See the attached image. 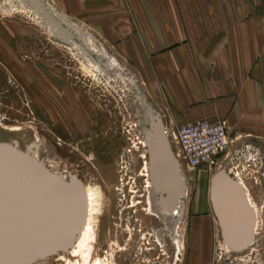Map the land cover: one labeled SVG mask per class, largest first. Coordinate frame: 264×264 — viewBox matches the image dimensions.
<instances>
[{
    "label": "rangeland",
    "instance_id": "rangeland-1",
    "mask_svg": "<svg viewBox=\"0 0 264 264\" xmlns=\"http://www.w3.org/2000/svg\"><path fill=\"white\" fill-rule=\"evenodd\" d=\"M158 116L145 84L98 35L74 28L49 0H0V142L97 191L77 248L37 264H190L193 224L211 212V183L225 168L188 167L176 124L162 117L187 184L183 209L165 210L146 143ZM214 218L203 244L211 261L223 237Z\"/></svg>",
    "mask_w": 264,
    "mask_h": 264
},
{
    "label": "crops",
    "instance_id": "crops-1",
    "mask_svg": "<svg viewBox=\"0 0 264 264\" xmlns=\"http://www.w3.org/2000/svg\"><path fill=\"white\" fill-rule=\"evenodd\" d=\"M49 1L74 28L104 41L172 125L227 123L235 141L218 165L243 183L264 223V166L252 170L255 182L234 158L250 145L264 162V0ZM215 214L212 205L193 224L197 253L190 264H212L203 244Z\"/></svg>",
    "mask_w": 264,
    "mask_h": 264
},
{
    "label": "water",
    "instance_id": "water-1",
    "mask_svg": "<svg viewBox=\"0 0 264 264\" xmlns=\"http://www.w3.org/2000/svg\"><path fill=\"white\" fill-rule=\"evenodd\" d=\"M159 130L148 154L161 186L159 203L172 211L186 185L162 127ZM157 146L161 154L155 153ZM211 197L225 241L237 251L247 248L256 217L243 186L223 169L212 180ZM84 207L79 182L67 180L18 145L0 142V264H37L40 255L65 251L79 230Z\"/></svg>",
    "mask_w": 264,
    "mask_h": 264
},
{
    "label": "built area",
    "instance_id": "built-area-1",
    "mask_svg": "<svg viewBox=\"0 0 264 264\" xmlns=\"http://www.w3.org/2000/svg\"><path fill=\"white\" fill-rule=\"evenodd\" d=\"M174 125V124H173ZM175 139L178 145V158L193 169H208L218 164V158L230 152L235 139L230 136L225 121L200 120L193 123L175 125ZM242 160L238 167L248 175L263 169L264 162L259 153L246 145L235 153ZM256 163L252 167V164ZM253 170V171H252ZM255 180L257 177L251 174ZM212 264H264V223L257 219L253 240L247 248L237 251L221 235L216 236Z\"/></svg>",
    "mask_w": 264,
    "mask_h": 264
},
{
    "label": "bare ground",
    "instance_id": "bare-ground-1",
    "mask_svg": "<svg viewBox=\"0 0 264 264\" xmlns=\"http://www.w3.org/2000/svg\"><path fill=\"white\" fill-rule=\"evenodd\" d=\"M159 118H158V120L157 121H155L154 123H153V126L150 128V129H148L147 130V132H146V143H147V146L149 145V148H150V144L152 143V142H155L156 141V138L158 137V134H159V127H162V129H163V135H164V137H165V139H166V141L168 142V144H169V146H170V148H171V150H172V153H173V155H174V151H173V146H172V143H171V141H170V137H169V132H168V129H167V127H166V125L163 123L164 121H163V119H162V116L160 115V116H158ZM155 153H158V154H161V150H160V148H159V146H157V151L155 152ZM33 155H35V154H33ZM36 156V155H35ZM36 157H38V156H36ZM176 161H177V163H178V165H179V169H180V171L182 170V166H181V163H180V161H178L177 159H176ZM52 170H53V168L51 167V166H49ZM154 167H156V165H154ZM152 168V167H151ZM152 175H153V173H152ZM181 175H182V171H181ZM183 176V175H182ZM154 178V177H153ZM156 181H157V179L156 178H154ZM182 179H183V177H182ZM184 181V180H183ZM152 182V181H151ZM158 182V181H157ZM186 181H184V183H185ZM239 182V181H238ZM159 183V182H158ZM240 183V182H239ZM241 184V183H240ZM79 185L81 186V189H82V192H83V197H84V202H85V207H84V212H83V216H82V222H81V225H86V221L88 220L87 218H86V216H88L87 214H88V212H89V208H90V206H91V204H93V202H94V200H95V193H97V191H94V190H90L89 188H87V187H85L81 182H79ZM185 185H186V187H187V184L185 183ZM242 186V185H241ZM159 187L161 188V186H160V184H159ZM244 188V187H243ZM244 191H245V189H244ZM95 192V193H94ZM245 194H246V198H247V202H248V204H249V206L251 207V209L253 210L254 208H253V206H252V201H251V199H250V197L248 196V194L246 193V191H245ZM185 195V194H184ZM183 195V196H184ZM186 198V197H185ZM152 201L153 200H151V203H152ZM184 202V200L182 201V204H180V205H177L178 207H176L175 209H173L174 211H178V210H182L183 208V203ZM180 203V202H179ZM172 210V211H173ZM253 211H255L254 213H255V215H256V221H257V213H256V210H253ZM80 225V226H81ZM80 228V227H79ZM228 235V234H227ZM229 239H231L230 237H229ZM232 240V239H231ZM71 247H73L74 248V250H75V248H77V246H76V243H75V241L73 240V242L68 246V247H66L64 250H66V249H71ZM57 253H61V252H59V251H55V252H50V253H47V254H43V255H40V256H38V258H37V260H36V262H38L39 261V259H46L47 257H49L50 255H53V254H57Z\"/></svg>",
    "mask_w": 264,
    "mask_h": 264
},
{
    "label": "flooded vegetation",
    "instance_id": "flooded-vegetation-1",
    "mask_svg": "<svg viewBox=\"0 0 264 264\" xmlns=\"http://www.w3.org/2000/svg\"><path fill=\"white\" fill-rule=\"evenodd\" d=\"M178 207V206H177Z\"/></svg>",
    "mask_w": 264,
    "mask_h": 264
}]
</instances>
